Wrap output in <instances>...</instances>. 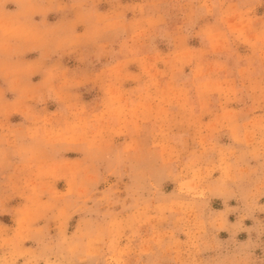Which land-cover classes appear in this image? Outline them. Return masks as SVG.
<instances>
[{"label": "clouds", "instance_id": "obj_1", "mask_svg": "<svg viewBox=\"0 0 264 264\" xmlns=\"http://www.w3.org/2000/svg\"><path fill=\"white\" fill-rule=\"evenodd\" d=\"M0 264H264V0H0Z\"/></svg>", "mask_w": 264, "mask_h": 264}]
</instances>
